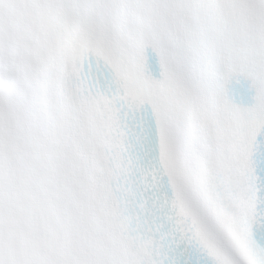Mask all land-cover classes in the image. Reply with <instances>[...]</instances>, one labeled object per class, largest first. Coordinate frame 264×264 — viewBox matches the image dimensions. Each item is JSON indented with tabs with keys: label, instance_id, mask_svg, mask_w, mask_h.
Returning a JSON list of instances; mask_svg holds the SVG:
<instances>
[{
	"label": "snow or ice",
	"instance_id": "snow-or-ice-1",
	"mask_svg": "<svg viewBox=\"0 0 264 264\" xmlns=\"http://www.w3.org/2000/svg\"><path fill=\"white\" fill-rule=\"evenodd\" d=\"M0 264H264V0H0Z\"/></svg>",
	"mask_w": 264,
	"mask_h": 264
}]
</instances>
